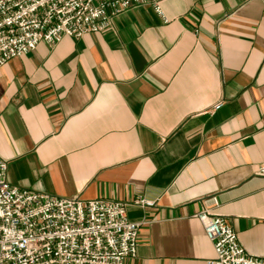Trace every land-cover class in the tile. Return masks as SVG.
Returning <instances> with one entry per match:
<instances>
[{"label":"crops","instance_id":"0c3cea01","mask_svg":"<svg viewBox=\"0 0 264 264\" xmlns=\"http://www.w3.org/2000/svg\"><path fill=\"white\" fill-rule=\"evenodd\" d=\"M0 68V157L19 189L127 204L124 264H206L195 215L264 257V0H163ZM221 107L213 110L216 105ZM153 206L134 204L138 198Z\"/></svg>","mask_w":264,"mask_h":264},{"label":"built area","instance_id":"2783aa9c","mask_svg":"<svg viewBox=\"0 0 264 264\" xmlns=\"http://www.w3.org/2000/svg\"><path fill=\"white\" fill-rule=\"evenodd\" d=\"M162 1L0 0V68L41 42L53 47L63 37L112 29L115 19L134 7L151 6L167 21ZM256 175L264 177V162ZM134 204L154 202L141 197ZM126 207L19 189L11 185L8 163L0 157V264H124L137 255L143 225L127 217ZM195 217L214 248L206 264H264V257L245 250L222 216L205 209Z\"/></svg>","mask_w":264,"mask_h":264}]
</instances>
